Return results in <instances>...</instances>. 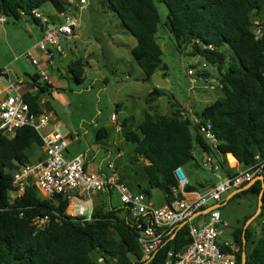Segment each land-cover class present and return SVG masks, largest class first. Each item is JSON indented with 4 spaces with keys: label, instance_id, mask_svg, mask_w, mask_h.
<instances>
[{
    "label": "trees",
    "instance_id": "16d2710c",
    "mask_svg": "<svg viewBox=\"0 0 264 264\" xmlns=\"http://www.w3.org/2000/svg\"><path fill=\"white\" fill-rule=\"evenodd\" d=\"M47 1L55 10L66 8L65 0H0V16L16 21L30 17L38 24L32 10ZM158 1L168 10L165 25L178 47L191 46L192 55L216 65L217 80L224 94L206 105L197 117L199 124H211L217 138L216 151L199 132V124L180 109L157 118L147 116L134 129L128 127V118L120 124L125 139L135 144V156L148 162L143 165L148 188L141 192L148 195L150 189L157 188L168 200L170 187L176 184L173 170L197 156L202 158L203 153L212 154L218 171L228 175L235 169L227 164V153L243 168L264 163V35L256 38L252 31L254 16L264 12V0ZM104 2L135 38L131 55L144 72L143 80L149 79L163 63L162 48L156 39L160 15L155 0ZM225 45L238 63L225 66L226 55L220 50ZM68 70L77 81L83 79L81 60L70 62ZM0 75L6 76L2 68ZM29 77L30 86H37L38 90L25 91L23 98L31 111L39 114L43 112L40 96L51 93L54 86L40 82L37 73ZM161 94L154 88L146 101ZM32 144L41 146V139L29 126L18 129L13 138L0 134V264H142L137 236L144 223L131 218L125 206L123 217L119 215V207L93 206L92 219L83 221L67 213L68 197L44 198L32 184L21 195L10 196V191L15 190L12 173L29 161L26 149ZM261 174L264 177V165ZM200 186L204 187L202 183ZM261 188L262 182L256 180L231 198L249 192L257 199ZM185 189L198 190L192 184ZM261 202L258 236L248 226L243 233L247 217L233 233L239 246L236 264H241L243 247L246 264H264V192ZM45 214L50 216L49 222L36 229L32 220ZM186 234V225L167 234L146 264H162L168 250H178L186 244Z\"/></svg>",
    "mask_w": 264,
    "mask_h": 264
},
{
    "label": "rangeland",
    "instance_id": "374dc122",
    "mask_svg": "<svg viewBox=\"0 0 264 264\" xmlns=\"http://www.w3.org/2000/svg\"><path fill=\"white\" fill-rule=\"evenodd\" d=\"M155 5L160 15L156 39L162 48L163 63L147 80H143L144 72L130 52L136 43L135 38L104 0H87L86 8L79 14V36L65 46L63 57L58 55L52 65H43V59L35 56L53 83L52 91L57 92L40 96L44 101L42 110L52 114L62 134L78 135L79 140L71 141L63 155L67 158V152L83 151L88 162L93 161L104 172H107V163L113 161L131 192L148 188L143 170L146 161L135 156V144L125 139L123 131L118 128L119 123L128 118V127L134 129L147 116L157 118L170 115L178 109L194 120L206 105L224 95L217 80L216 65L207 63L197 54L192 55L191 46L179 48L165 25L168 13L166 6L158 0H155ZM39 9L51 21L58 20L50 2H44ZM37 31V23L30 17L17 21L7 18L4 28L0 29V66L6 68L4 64H8L11 76H22L29 82V76L36 73L35 65L22 55L33 45ZM220 50L226 55V67L233 62L238 63L227 45ZM74 60L83 62L81 81H77L68 70L69 63ZM189 68L194 70L192 75L188 74ZM202 73L208 75L203 77L200 75ZM4 84L2 79L0 87ZM154 88H158L162 94L152 96V101L147 102ZM51 125L48 130L52 128ZM100 128H103V135L97 137ZM118 151L121 154L117 157ZM42 153V148L37 144L26 149L29 159H38ZM237 164L229 163V166ZM183 170L190 184L198 189L202 188L201 183L204 186L209 181L219 183L226 177L224 172L218 173L205 166L199 156L183 166ZM230 193L225 192L222 196L219 207L222 218L234 226L247 217L246 220H251L247 226L257 237L262 218L254 216L257 210L256 196L247 192L227 199ZM148 197L155 206L165 203V196L160 189H150ZM100 199L105 202V209L119 207V215L123 217L126 214L115 191L103 192ZM74 200L89 206L87 199ZM67 212H70L69 209ZM230 238L228 228H222V239Z\"/></svg>",
    "mask_w": 264,
    "mask_h": 264
},
{
    "label": "built area",
    "instance_id": "2783aa9c",
    "mask_svg": "<svg viewBox=\"0 0 264 264\" xmlns=\"http://www.w3.org/2000/svg\"><path fill=\"white\" fill-rule=\"evenodd\" d=\"M65 1L66 8L56 10V21H51L39 8L32 10L41 33L22 57L35 65L40 82H49V76L35 58L33 51H39L45 64L52 65L58 55L64 54L65 45L77 37L79 14L87 6V0ZM2 19L0 17V20ZM252 31L256 38L264 35V12L254 16ZM193 73V68H189L188 74ZM21 85L19 81L6 78L5 86L0 87V134L13 138L18 129L24 126L32 127L41 139L44 156L37 161L24 162L13 171L12 183L15 190L10 191L12 198L21 195L29 184L34 185L40 195L47 199L58 195L90 199L93 193L115 191L129 216L144 223L137 236L142 251L141 261H149L166 235L183 224L186 225L188 241L178 250H168L162 264H236L239 246L233 238L222 239V228H226L228 222L222 218L219 208L205 214L198 212L210 206V203L221 204L225 192H232L261 174L264 163L244 168L230 166L235 169L232 175L226 174L223 181L194 191L185 189L190 182L183 167L178 166L173 170L176 184L170 187L169 199H165L163 206H155L145 193L129 190L121 180L113 161L107 163L106 173H99L86 170L84 153L66 158L63 152L71 141L78 140V135L62 134L59 124L51 125L52 117L49 113L32 112L23 98V92L19 90ZM219 87L222 85L219 84ZM37 90V86L29 84L26 91ZM194 122L199 124L197 118H194ZM50 125L52 128L48 130ZM118 128L120 129V124ZM199 132L216 151L217 138L211 124H199ZM226 161L229 165L227 155ZM203 164L209 166L212 171L219 170L212 154L206 153ZM73 207L74 211L67 212L69 215L80 217L83 221L92 219V205L75 202ZM49 220L50 216L45 214L35 217L32 224L36 229H40Z\"/></svg>",
    "mask_w": 264,
    "mask_h": 264
},
{
    "label": "crops",
    "instance_id": "0c3cea01",
    "mask_svg": "<svg viewBox=\"0 0 264 264\" xmlns=\"http://www.w3.org/2000/svg\"><path fill=\"white\" fill-rule=\"evenodd\" d=\"M0 17H2V16H0ZM3 19L2 20H0V29L1 28H4V25H5V23H7V19L5 18V17H2ZM24 20H27V18H23ZM37 26H38V31H37V33L35 34V38L34 39H36V38H38L39 37V35H40V33H41V30H40V26L37 24ZM76 35H77V37L79 36L78 35V32H76ZM71 42V41H70ZM70 42H68L66 45H68ZM65 45V46H66ZM30 47H28L26 50H28ZM25 52V51H24ZM23 52V53H24ZM33 54H34V56H37L38 55V57L39 58H41V59H43L44 60V58L42 57V55L38 52V51H36V50H34L33 51ZM65 55V52H64V54L63 55H61V57H63ZM15 58L16 57H14L13 58V60L15 61ZM9 62H11V60L9 61ZM43 65L45 64V62L43 61V63H42ZM5 65V67L6 68H4L3 66L1 67L0 66V68H2V69H4V72L6 73V76H2V77H0V81L3 79L4 81H5V79L6 78H9L10 80H14V81H19L22 85H21V87H20V91L21 92H25L26 90H27V87H28V85H29V82L28 81H26V80H24V78L22 77V76H17L16 74H15V77H13V76H11L10 75V70H9V65L8 64H4ZM37 73V72H36ZM49 82L51 83V84H53L52 83V81H50V77H49ZM5 86V84L1 87V88H3ZM57 92L56 91H52L51 90V93H48V94H51V95H54V94H56ZM44 94H46V93H44ZM40 102L41 103H43L44 101H43V99H40ZM44 112V111H43ZM49 115L52 117V123L51 124H54L55 122H56V120H55V118L52 116V114L49 112ZM58 124V123H57ZM119 124H121V123H119ZM70 135H72V133H70ZM100 135H103V132L100 130ZM79 140V139H78ZM41 147V146H40ZM79 153H84L83 151H73V152H67V158H72V157H74L75 155H77V154H79ZM85 154V158H86V161H85V168H87L88 169V171H95V172H99V173H106V172H104L100 167L98 168L97 166H96V164H94V162L92 161V162H88V159H87V155H86V153H84ZM121 154V152L120 151H118L117 153H116V156L118 157L119 155ZM229 154H231V153H227L226 155H227V157H228V155ZM43 156H44V152L42 153V155H40L39 157H38V159H29V161H37V160H39V159H42L43 158ZM234 158V157H233ZM202 161H203V156H202ZM228 161H229V163L230 164H236V163H238V161L234 158V161H230L229 160V158H228ZM145 163H148L147 161L145 162ZM237 168H240V167H242L239 163L237 164V165H235ZM121 180H122V178H121ZM123 181V180H122ZM209 182H211V183H217V182H213V181H209ZM210 183H207L206 184V186H208ZM206 186H204V187H206ZM203 188V187H202ZM103 193L101 192V193H93V194H91V196H90V199H87L88 201H89V205H92V206H101V207H104V201H100L101 199H100V196L102 195ZM148 196V195H147ZM75 198H78V199H85L84 197H78V196H71L70 195V197H69V206H68V208L67 209H69V211L70 212H72L73 210H72V206H73V204L76 202L74 199ZM86 200V199H85ZM109 201H110V194H109ZM165 203H166V200H165ZM164 203V204H165ZM163 204V205H164ZM162 205V206H163Z\"/></svg>",
    "mask_w": 264,
    "mask_h": 264
},
{
    "label": "water",
    "instance_id": "95a60500",
    "mask_svg": "<svg viewBox=\"0 0 264 264\" xmlns=\"http://www.w3.org/2000/svg\"><path fill=\"white\" fill-rule=\"evenodd\" d=\"M206 155V153H203V157ZM232 155V154H231ZM233 156V155H232ZM234 157V156H233ZM235 158V157H234ZM236 159V158H235ZM256 180H260L261 182H262V188H261V190H260V192H259V194H258V198H257V200H258V202H257V210H256V212H255V217L260 213V210H261V196H262V194H263V192H264V177H263V175L261 174V175H256L250 182H248L247 184H245V185H243V186H241L240 188H237L236 190H234V191H232L229 195H228V197H227V199H229V198H231L233 195H235V194H237V193H239V192H241L242 190H245V189H247V188H249ZM220 207V204H212V205H210V206H208V207H206L204 210H202L201 212H198V213H203V214H205V213H207V212H209L210 210H212V209H215V208H219ZM251 220H246L245 221V223H244V226H243V233H244V231H245V229H246V227H247V225L249 224V222H250ZM180 226H183V224H181ZM147 263V261H144L142 264H146ZM241 264H246V255H245V247H243V251H242V258H241Z\"/></svg>",
    "mask_w": 264,
    "mask_h": 264
},
{
    "label": "flooded vegetation",
    "instance_id": "af4514ba",
    "mask_svg": "<svg viewBox=\"0 0 264 264\" xmlns=\"http://www.w3.org/2000/svg\"><path fill=\"white\" fill-rule=\"evenodd\" d=\"M240 227H241V223L235 224L234 226L228 223V226L226 228H228L229 230V236L233 238V233Z\"/></svg>",
    "mask_w": 264,
    "mask_h": 264
},
{
    "label": "bare ground",
    "instance_id": "6f19581e",
    "mask_svg": "<svg viewBox=\"0 0 264 264\" xmlns=\"http://www.w3.org/2000/svg\"><path fill=\"white\" fill-rule=\"evenodd\" d=\"M228 158H229L230 161H234V158H233V156L231 154L228 155Z\"/></svg>",
    "mask_w": 264,
    "mask_h": 264
}]
</instances>
